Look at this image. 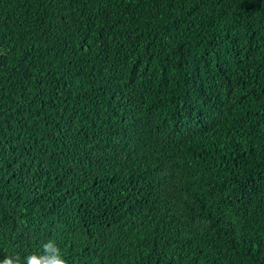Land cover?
Masks as SVG:
<instances>
[{"label": "trees", "instance_id": "trees-1", "mask_svg": "<svg viewBox=\"0 0 264 264\" xmlns=\"http://www.w3.org/2000/svg\"><path fill=\"white\" fill-rule=\"evenodd\" d=\"M49 239L264 264V0H0V260Z\"/></svg>", "mask_w": 264, "mask_h": 264}, {"label": "clouds", "instance_id": "clouds-1", "mask_svg": "<svg viewBox=\"0 0 264 264\" xmlns=\"http://www.w3.org/2000/svg\"><path fill=\"white\" fill-rule=\"evenodd\" d=\"M66 264V261L62 258L61 250L58 245L51 239L43 242L41 250L28 254L22 261L19 257L13 260L10 257H6L0 260V264Z\"/></svg>", "mask_w": 264, "mask_h": 264}]
</instances>
